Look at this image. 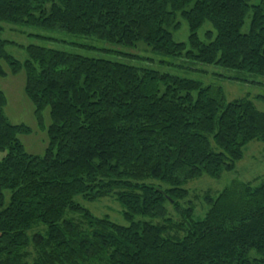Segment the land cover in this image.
I'll return each instance as SVG.
<instances>
[{
    "label": "trees",
    "instance_id": "obj_1",
    "mask_svg": "<svg viewBox=\"0 0 264 264\" xmlns=\"http://www.w3.org/2000/svg\"><path fill=\"white\" fill-rule=\"evenodd\" d=\"M248 1L0 0V21L127 48L142 41L264 77V0ZM178 16L188 47L169 31ZM206 23L213 30L201 39ZM6 44L0 62L13 75L24 70V93L51 124L44 156L26 153L20 137L31 130L8 123L0 91V264H264V181H233L206 198L199 221L179 205L189 181L233 171L248 143H264V112L248 98L227 102L219 86L43 46H28L20 63ZM109 196L129 225L75 201Z\"/></svg>",
    "mask_w": 264,
    "mask_h": 264
},
{
    "label": "rangeland",
    "instance_id": "obj_2",
    "mask_svg": "<svg viewBox=\"0 0 264 264\" xmlns=\"http://www.w3.org/2000/svg\"><path fill=\"white\" fill-rule=\"evenodd\" d=\"M259 2L260 0H249L248 5L256 6ZM251 16L250 11L244 20L241 33L249 31ZM176 22L179 25L178 28L169 29L172 40L184 43L188 47V26L180 16L177 17ZM207 30H213L208 23L200 28L198 36L202 39ZM0 39L7 42L6 53L20 63L27 59L26 48L28 46H43L87 58L119 62L178 78L191 79L203 85L219 86L227 102L246 97L259 111L264 112V77L237 73L218 66L198 64L187 60L184 56H166L154 51L142 41L136 42L133 48H127L110 45L95 38L72 36L58 30H45L26 24L2 21H0ZM0 64L5 73L3 77H0V91L6 99L4 116L11 125H25L31 130L29 135L21 136L20 141L26 153L43 157L48 147L47 129L51 124L49 110L44 109L38 121L34 106L24 93V70L13 75L5 62L2 61ZM5 155L6 152L0 151V161ZM233 181L251 182L253 186H258L264 181V143H248L243 150L242 159L235 165L233 171H225L218 178L204 175L189 181L184 186L188 195L179 201V205L185 210L192 209L193 220H202L208 210L206 198L214 199ZM153 183L159 185L157 182ZM161 187L166 188V185L161 184ZM75 201L94 217H106L121 226L129 225V222L123 218L122 207L113 197L109 196L95 201H87L78 197ZM167 209L170 217L180 220L181 215L179 217L170 205ZM145 220L148 219L141 217L134 219V221ZM250 254L255 255L253 251Z\"/></svg>",
    "mask_w": 264,
    "mask_h": 264
}]
</instances>
